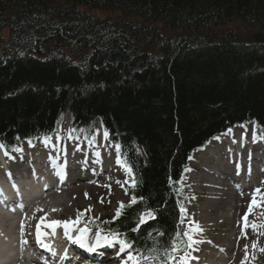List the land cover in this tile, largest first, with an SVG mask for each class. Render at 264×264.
Masks as SVG:
<instances>
[{"label":"trees","instance_id":"16d2710c","mask_svg":"<svg viewBox=\"0 0 264 264\" xmlns=\"http://www.w3.org/2000/svg\"><path fill=\"white\" fill-rule=\"evenodd\" d=\"M67 114L76 130L101 120L137 180L127 194L145 198L82 222L144 254L186 241L191 152L235 123L264 126V0H0V142L49 134Z\"/></svg>","mask_w":264,"mask_h":264},{"label":"rangeland","instance_id":"374dc122","mask_svg":"<svg viewBox=\"0 0 264 264\" xmlns=\"http://www.w3.org/2000/svg\"><path fill=\"white\" fill-rule=\"evenodd\" d=\"M70 122L71 118L68 115L66 116L64 123ZM96 124L97 123L95 121V127L97 126ZM191 165L192 168L188 172L189 178L186 180L185 186L191 190H195L196 195L193 194L192 199L189 202L183 204V208L186 209L187 212V215L184 219L188 222H191L192 227H195V225L198 224L202 229L201 232L194 234V239L197 241V243L193 246V248L196 250L200 248L203 240L211 239L214 241V237L222 240L224 237H222V232L219 230H215L214 233H209L206 229L207 226L201 224L200 222L196 223V220L193 217V214L199 213H195L194 209L191 208L192 205L198 204L202 210L206 212V208L203 205L206 202L209 203L210 196L203 185V174L205 173V170H202L200 165H194L193 162H191ZM117 172V176L112 180L108 181L109 179H104L100 181L99 185L93 186L95 189L85 186L82 189L77 190L75 192V200L70 199L72 198V194L67 196L69 189L76 187L72 186L65 191H61L59 194H54L48 197L46 199V203L53 205L55 203L54 201H63V199H68V206L61 210L65 211V209H67L65 212L70 218H73L76 212L89 208H91V211L88 213L93 216H110L118 202H130L129 197L125 193V189L127 188V184L124 182L127 175L126 171L121 165L117 168ZM193 173L195 175L198 174V177H191V174ZM117 181H120L121 183H117ZM122 184L123 187L121 186ZM106 186H110V190L109 187ZM261 191L262 194H264V187L261 189ZM86 193L90 194L91 198H85L83 194ZM101 198H103V203H101ZM234 198L237 200L236 203L239 204V206L241 205L240 209L228 206L222 208L219 211V214H223V216L228 215L226 220L229 222V228H233V231H237V235L234 237L232 242H238L237 245L239 248L229 254V256L232 257L229 264H242V262L243 264H264V251H261L260 249H256L255 251L253 246L256 245L259 247L260 245H263L262 249H264V235H261V233H264V227H259L255 231H253L250 226L247 229H242L241 227L244 225L242 217L248 212L250 200H248V197L245 194L240 195V197L234 196L233 199ZM259 202L260 201H258V203ZM231 208L235 213L232 214V210H230ZM215 214L216 211H211V215L208 216L207 219H211ZM248 222L249 225L252 223H256L258 225L264 224V205H261L260 207H253V211L248 216ZM187 227H190L189 223ZM245 246H247V251H245ZM206 249L208 250V247ZM186 250L190 253H194L193 249ZM259 253H262L261 256L257 255ZM116 264H122V261H117Z\"/></svg>","mask_w":264,"mask_h":264},{"label":"snow or ice","instance_id":"6c2138e0","mask_svg":"<svg viewBox=\"0 0 264 264\" xmlns=\"http://www.w3.org/2000/svg\"><path fill=\"white\" fill-rule=\"evenodd\" d=\"M246 129L245 125H242ZM72 131H75L73 129ZM229 132H231V129H229ZM108 133H104V137L107 138ZM19 139V137H17ZM253 142L257 140V135L254 132L252 135ZM94 142V141H93ZM45 146H48L49 143H51V137H45L44 139ZM29 146L33 147L32 142L29 141ZM7 146L0 142V149H5V155L8 156V152L6 151ZM14 151L22 152V148H14ZM10 159L12 157H9ZM118 163H121L122 167L125 169L127 175L131 178L130 183L133 188L137 186V180L135 178V175L133 173V169L130 165L127 164V162H121L118 160ZM186 171H190V169H186ZM57 175H60L58 172ZM183 181V177L181 178V182ZM126 181L125 183H127ZM117 183H121L120 181H117ZM172 183L170 178V184ZM123 187V184L121 185ZM109 187L110 186H106ZM179 191V190H177ZM87 196V193L85 194ZM260 196L261 200L258 203L257 197ZM194 198V197H193ZM144 197L140 196L137 197L133 195L131 197V200L127 207H131L132 205L136 204L137 202L144 201ZM101 203H103V198H101ZM119 207L116 211V217L114 219L119 218L123 214V209L125 208V205L123 202H118ZM261 205H264V194H262V191L260 188H256L252 194L251 203L249 204L248 212L242 217V220L244 221V229H247L249 226L255 231L259 227H264V224H256L252 223L249 225L248 222V216L253 211V207H260ZM38 211H42V209H37ZM181 210V220L180 223L183 224L185 222V217L187 215L186 209L183 208V206H180ZM55 211V209H54ZM91 208L86 209L85 212H90ZM156 211L155 209H150L144 213H140L137 216L136 220V227L132 229L134 232H138L140 229V226L148 223L150 220L156 219ZM85 215V213L77 212L75 220L72 218H69L66 221H50L46 222V216L41 217L39 222L36 225V242L37 244L41 245L46 250H50V245L44 243V237L47 236L49 233L42 231V227L44 229H50L51 234L55 235V231L58 227H62L64 229V235L65 237L72 241L73 243L77 244L79 247L85 249L88 252H96L99 248L102 247H117L118 246V255L123 254L122 264H189V261L193 259L191 256V253L187 251L186 249H193V246L197 243V241L194 239V234L197 232H201L202 229L197 224L195 227L191 226V222H189L190 227L188 230L183 232V237L186 238L185 240L181 239L180 232L176 233L175 238L170 242L169 246L162 251L159 250L156 247H152L149 249L148 254L141 253L139 250L135 249L133 246V243L127 239V237H122L119 232L109 230L107 234L103 232L102 229L99 228L97 225V230L95 233V240L92 243H89L88 237L91 233V229L87 227V222H85V227H78L82 223V217ZM93 218V221L94 222ZM112 221H105V223H111ZM24 229V223L21 222V231ZM76 231L78 232V235L73 236L72 232ZM161 236L164 235V233H160ZM261 235H264V233H261ZM179 241V243H177ZM27 241H24L26 243ZM255 247V245H253ZM245 251H247V246H245ZM261 251H264V249H261ZM183 253V254H181ZM243 264V262H242Z\"/></svg>","mask_w":264,"mask_h":264},{"label":"bare ground","instance_id":"6f19581e","mask_svg":"<svg viewBox=\"0 0 264 264\" xmlns=\"http://www.w3.org/2000/svg\"><path fill=\"white\" fill-rule=\"evenodd\" d=\"M242 125H236L233 128H231V132L227 130L226 132L221 134L219 137L212 139L207 144V146L204 148V150L201 152L202 155L208 156L212 145H217L219 147H224V146L235 147V145L238 144V142H241V140H244L250 137L252 135L251 133L252 130L256 129V126L251 122L245 125L246 129L242 127ZM97 129L99 132L104 134L103 128L99 120H97ZM65 142L67 141L65 140ZM26 156H27L26 153L21 154L22 158H26ZM260 158L261 157H259L258 162L262 161V163L260 164L264 165V160ZM207 159L210 160V157L208 156ZM193 160H195L194 157L189 158V162H192ZM209 160L207 161V163L210 166H212L213 169L206 171L205 174L203 175V177L205 178V189L211 195L209 203L206 202L203 205L206 208L205 209L206 212H204L198 204H193L191 208L194 209L195 213H199V214H193V217L196 220V223L200 222L206 225L210 233H214V230H222V232H224L226 243L222 245H217L216 242L214 241H205L203 243L211 246V249H217L221 253L226 254L227 252L230 253L231 251L239 248L237 244H230V241L234 239L237 233L233 231L232 228H229V222L226 220L228 215L223 216V214H219V211L222 208L228 207V206H232L236 209L237 208L240 209L241 205L239 206V204L236 203L237 200L235 198L233 199V196L230 195V192H229L230 189H236V191L241 190V192L250 193V203H251L252 194L254 190L258 188V185L260 184V182L253 181L254 183H248L247 181H245L244 177H241V179H239L238 182H235L231 180L230 177H228V170L226 169L221 170L217 163L211 160L209 161ZM14 162L15 161H13V163ZM91 168L92 167H88V169H91ZM216 170L219 171L220 174H218ZM242 171H244V169H238L237 172H239V174L243 176ZM261 171H264V167L261 168ZM104 176L106 177L107 175L105 174ZM85 183L86 181L70 184L66 187H63L62 191L67 190L69 187L76 186L74 188H70L67 193V196L72 194V198L70 199L75 200L76 199L75 192L77 190L82 189L85 186L90 187V188L92 187V189H95L93 186L100 184L99 181L95 182L92 185L91 183L88 185H86ZM259 188L261 189V187ZM50 194H51V191H48L47 196ZM83 195L85 198H91L90 194H87V196L85 194ZM42 200L43 199H41L40 201ZM67 200L68 199H63V201H54L55 203L53 205L46 203V200L42 203V205H40V201L38 200H36L38 202L34 201L32 207L28 209L30 213L29 217L24 221L23 236L29 239L31 238L32 233L30 230L37 218L46 216V220L48 222L53 221V220H56V221L68 220L70 217L65 212L67 209H65V211L61 210V209H64L66 206H68L69 203L67 202ZM257 200L258 201L261 200L260 196L257 197ZM37 209H42V211H38ZM230 210H232V208ZM211 211H216V214L211 219H207V217L211 215ZM1 229H3V226L0 223V230ZM57 230L59 231L60 234H64V229L62 227H58ZM262 247L263 245H260L259 247L255 245L254 250L255 251L256 249L261 250ZM194 255L197 256V254H194ZM206 257H210L213 260V259H216L217 256H212L207 252ZM116 260L117 259L114 256L111 258H104L100 261L99 264H115ZM11 263L12 264H38L36 262H26V261L23 262L17 258H15Z\"/></svg>","mask_w":264,"mask_h":264}]
</instances>
